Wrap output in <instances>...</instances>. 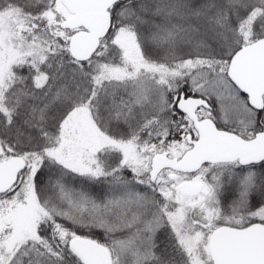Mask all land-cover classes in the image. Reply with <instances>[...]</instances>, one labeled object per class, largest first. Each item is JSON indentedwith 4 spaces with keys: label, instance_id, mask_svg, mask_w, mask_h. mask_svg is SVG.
I'll use <instances>...</instances> for the list:
<instances>
[{
    "label": "snow or ice",
    "instance_id": "6c2138e0",
    "mask_svg": "<svg viewBox=\"0 0 264 264\" xmlns=\"http://www.w3.org/2000/svg\"><path fill=\"white\" fill-rule=\"evenodd\" d=\"M0 264H264V0H0Z\"/></svg>",
    "mask_w": 264,
    "mask_h": 264
}]
</instances>
